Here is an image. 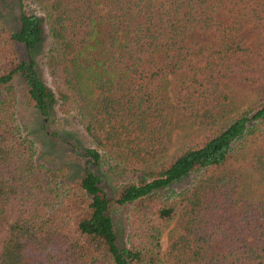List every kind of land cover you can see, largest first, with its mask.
I'll return each instance as SVG.
<instances>
[{"label":"trees","instance_id":"16d2710c","mask_svg":"<svg viewBox=\"0 0 264 264\" xmlns=\"http://www.w3.org/2000/svg\"><path fill=\"white\" fill-rule=\"evenodd\" d=\"M25 2L0 11V264H264V0ZM17 83L75 117L80 174L35 161Z\"/></svg>","mask_w":264,"mask_h":264},{"label":"rangeland","instance_id":"374dc122","mask_svg":"<svg viewBox=\"0 0 264 264\" xmlns=\"http://www.w3.org/2000/svg\"><path fill=\"white\" fill-rule=\"evenodd\" d=\"M25 9L29 8L25 0H21ZM0 11L3 16L11 17L16 13L15 0H0ZM47 44V34L44 31V42L41 50H45ZM40 50V52H41ZM43 52V51H42ZM41 56V54H40ZM41 59V57H40ZM43 70V78L47 82L48 78ZM17 103L15 107L16 118L21 125L22 132L25 136L33 140L36 153L35 161L42 163L46 166H66L67 178L80 174V168L83 166V160L78 153L81 151V147L89 146L87 136L78 125L73 115H62L58 112L47 118H43L37 110L32 107L27 101L26 94L23 90L22 84L17 83ZM243 89L236 87L234 95L238 96L243 94ZM1 95V93H0ZM44 119V123L41 120ZM187 129L175 128L172 133V146L171 151L177 148L181 143V137ZM53 132H60L67 134L69 138L63 136L62 140H58L56 137L51 136ZM108 164H104L101 169L106 170ZM122 177H119L116 181H121ZM191 177L185 178L172 187L171 192L178 191L180 188L185 187ZM126 208L118 209L113 214V220L116 228L119 230L118 238L121 240L126 234ZM161 250L165 249L166 236L160 240ZM40 257L33 254L34 263L38 262Z\"/></svg>","mask_w":264,"mask_h":264}]
</instances>
